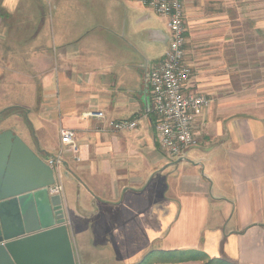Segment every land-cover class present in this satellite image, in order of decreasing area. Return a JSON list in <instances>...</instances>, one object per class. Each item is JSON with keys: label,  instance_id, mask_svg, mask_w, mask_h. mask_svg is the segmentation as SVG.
<instances>
[{"label": "crops", "instance_id": "0c3cea01", "mask_svg": "<svg viewBox=\"0 0 264 264\" xmlns=\"http://www.w3.org/2000/svg\"><path fill=\"white\" fill-rule=\"evenodd\" d=\"M185 7L186 91L212 102L175 159L159 146L146 80L169 48L166 17L137 0H0V132L46 162L62 127L78 133L79 154L60 166L76 264L153 251L168 254L151 264H264V0ZM14 85L28 93L6 97ZM99 111L138 126L101 131Z\"/></svg>", "mask_w": 264, "mask_h": 264}, {"label": "water", "instance_id": "95a60500", "mask_svg": "<svg viewBox=\"0 0 264 264\" xmlns=\"http://www.w3.org/2000/svg\"><path fill=\"white\" fill-rule=\"evenodd\" d=\"M55 182L19 135L0 132V264H76L62 196L48 190Z\"/></svg>", "mask_w": 264, "mask_h": 264}, {"label": "built area", "instance_id": "2783aa9c", "mask_svg": "<svg viewBox=\"0 0 264 264\" xmlns=\"http://www.w3.org/2000/svg\"><path fill=\"white\" fill-rule=\"evenodd\" d=\"M137 1L168 19L169 48L164 58L151 64L148 83L159 146L170 157L181 158L197 144L195 124L212 102L206 94L186 91L192 67L187 62L185 0ZM90 114L104 121L101 131L120 133L134 130L138 126L137 119H109L103 111ZM60 141L61 146L57 152L47 158V164L54 169L56 176V182L48 187L51 194H61L63 191L60 166L65 154L72 152L76 155L80 151L75 129L62 127Z\"/></svg>", "mask_w": 264, "mask_h": 264}, {"label": "rangeland", "instance_id": "374dc122", "mask_svg": "<svg viewBox=\"0 0 264 264\" xmlns=\"http://www.w3.org/2000/svg\"><path fill=\"white\" fill-rule=\"evenodd\" d=\"M47 9H49V8H47ZM153 12L156 13L155 11H153ZM157 16H159V15L157 14ZM160 46H161V44H160ZM161 47H163V46H161ZM161 51H162V49H161ZM27 89L28 88H23V87H20L18 85H14V86H12V88H10V90H7V92H9V93L6 94V97H8L9 94L11 97L16 96V94H18V93H22V95L27 94L28 93ZM78 263L81 264L79 259H78Z\"/></svg>", "mask_w": 264, "mask_h": 264}, {"label": "trees", "instance_id": "16d2710c", "mask_svg": "<svg viewBox=\"0 0 264 264\" xmlns=\"http://www.w3.org/2000/svg\"><path fill=\"white\" fill-rule=\"evenodd\" d=\"M154 254H157L159 256H163V254L166 255L168 253L160 252V251H158V252H156V251L154 252L153 251V252L149 253L147 256H145L144 259L138 264H146V263L151 264L153 262V257L155 256ZM171 254H174V253H171ZM212 262H214V261H210L208 264H210Z\"/></svg>", "mask_w": 264, "mask_h": 264}]
</instances>
